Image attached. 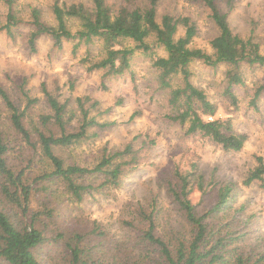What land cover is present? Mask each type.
<instances>
[{
  "label": "trees",
  "instance_id": "16d2710c",
  "mask_svg": "<svg viewBox=\"0 0 264 264\" xmlns=\"http://www.w3.org/2000/svg\"><path fill=\"white\" fill-rule=\"evenodd\" d=\"M2 1L8 12L0 32L13 36L14 28L24 20L17 10V0ZM158 1L151 0L145 8H114L107 0L55 1L51 6L54 23L35 6L29 20L33 27L29 45L35 50L41 35L51 36L59 49L65 41H75L77 50L82 44L99 40L104 56L93 61L89 69L117 74L130 67L135 50L152 53L163 46L166 55H154L152 63L159 71L160 87L169 93L172 111L168 118L187 124L188 134L210 138L227 151H240L248 135L236 132L230 119H207L218 108L203 89L192 83L191 65L198 60L212 67L226 64L225 93L236 106L238 97L233 87L245 84L243 65L264 66V46L254 35L245 38L235 32L228 12L222 11L216 0H188L205 4L217 28L209 42L211 52L193 46L198 34L195 20L171 13H164L159 20ZM180 27L184 28L181 34ZM126 40L133 41L134 47L124 44ZM176 76L181 82L174 85ZM26 83L27 79L21 82V93L15 98L0 82V98L9 111L10 128L21 142L22 152L32 154L26 164L15 162L19 155L13 156L11 137L0 130V264H264L261 244L247 241L251 239L252 216L245 211L244 203L235 202L237 186L233 182L216 188V202L210 207L198 208L194 203L195 189L202 195L212 190L207 189L204 176L197 174L196 164L191 171H177L176 180H168V195L182 211L187 230L160 229L156 195L147 206L136 208L134 218L125 221L128 232L124 238L103 228L98 220L83 225L60 223L54 205L59 187L80 201L102 187L118 186L128 166L137 165L141 149L136 150L132 142L124 149L104 148L90 166L66 162L60 150L97 136L98 128L105 129L111 123L91 115V109L99 105L97 100L79 97L73 104L69 98L62 100L55 95L46 83L42 84L40 98L30 94ZM263 91L264 83L256 88L253 105ZM40 100L49 105L50 112L35 115ZM253 182L264 189V156L257 157V164L244 180L245 185Z\"/></svg>",
  "mask_w": 264,
  "mask_h": 264
},
{
  "label": "rangeland",
  "instance_id": "374dc122",
  "mask_svg": "<svg viewBox=\"0 0 264 264\" xmlns=\"http://www.w3.org/2000/svg\"><path fill=\"white\" fill-rule=\"evenodd\" d=\"M89 0H17V10L23 23L14 28V35L0 32V82L12 94L19 96L20 84L27 79L26 86L32 96L43 98L42 84L64 100L88 97L99 102L91 109L100 122H110L105 129L98 128V135L81 144L60 150L66 162H77L90 166L101 155L104 148L124 149L128 143L141 149L137 165L128 166L118 186H106L86 194L78 201L65 188L59 187L54 198L60 223L83 225L98 220L117 237L127 236L126 220L135 217L140 205L147 206L157 196L160 229L187 230V222L179 207L168 195V180H176L180 172L193 170L205 178L210 193L202 195L195 189L192 200L198 208L210 207L216 202L217 189L222 183L236 185L237 204L244 203L245 211L252 216L251 239L254 245L261 244L264 252V189L258 183L245 185L249 171L257 164V157L264 156V91L256 104L251 100L256 88L264 83V66L243 65L245 84L234 86L238 103L235 106L225 91L228 86L226 64L209 66L202 61L191 65V81L203 89L208 98L217 105V113L207 119H230L236 132L246 133L248 140L240 151H227L210 138L187 133V124L182 125L168 118L172 107L167 91L160 87L159 71L153 65L154 55H166L163 46L154 53L135 50L130 67L121 74L108 73L106 69L90 70L89 65L104 56L102 43L96 40L90 45L82 44L74 50L75 41H65L63 48L54 45L51 36L41 35L36 48L29 45L33 30L29 23L32 8L39 7L45 19L54 23L51 6ZM114 8L121 5L148 7L151 0H107ZM219 8L228 12V19L235 32L247 38L254 35L264 46V0H216ZM8 7L0 0V26L6 23ZM164 13L189 16L198 26V34L192 45L212 51L210 39L217 28L210 17V9L203 3L188 0H159L157 17ZM184 28L180 27V33ZM154 43V38H150ZM134 47L133 41H124ZM264 51V47H263ZM86 58H88L86 60ZM181 82L176 76L173 84ZM50 112L43 100L35 106L33 114ZM34 115V117H35ZM114 122V123H113ZM0 127L9 134L14 144L15 162L27 163L30 152H22L10 128L9 111L0 98ZM94 128H91V132ZM23 153V154H21ZM35 157V162H37ZM39 174V168L36 169ZM92 180V179H91ZM167 180V182H166ZM98 184V183H96ZM213 184H216L215 186ZM214 186V187H213ZM258 241H257V240ZM257 242H256V241Z\"/></svg>",
  "mask_w": 264,
  "mask_h": 264
}]
</instances>
